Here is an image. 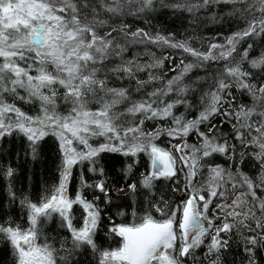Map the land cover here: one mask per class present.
I'll use <instances>...</instances> for the list:
<instances>
[{
	"label": "snow or ice",
	"instance_id": "obj_1",
	"mask_svg": "<svg viewBox=\"0 0 264 264\" xmlns=\"http://www.w3.org/2000/svg\"><path fill=\"white\" fill-rule=\"evenodd\" d=\"M0 175L4 264H264V0H0Z\"/></svg>",
	"mask_w": 264,
	"mask_h": 264
},
{
	"label": "trees",
	"instance_id": "obj_2",
	"mask_svg": "<svg viewBox=\"0 0 264 264\" xmlns=\"http://www.w3.org/2000/svg\"><path fill=\"white\" fill-rule=\"evenodd\" d=\"M230 9H224L225 12L229 11ZM187 15V14H184ZM179 17V18H178ZM162 22L164 24H166L167 26L171 27L172 29H180L181 32H183V28L181 27V25H187V21H185L183 19L182 16H180L179 13H177L176 15H173V13L168 10V9H162L160 10L157 14H156V18L153 19L152 23L154 25H156L157 28L160 27V23ZM141 23V22H138ZM243 21H239L237 24H229V25H225L224 26V31L219 33L220 38L222 39L223 36L225 34L228 33L229 28H232L233 30H235L239 24H242ZM142 26V25H141ZM220 27V25L218 24H212V23H208L204 28H202L199 32L200 35L204 36V37H212L214 35H217V29ZM190 31V29H189ZM257 51H260L259 47L257 46ZM131 54V53H129ZM159 54V53H158ZM178 63V61H177ZM173 65L169 64L168 67L171 68ZM167 71V69H166ZM169 76L174 75L175 73L173 72H169L168 73ZM25 110H28V106H24ZM181 111H183V109H181ZM227 127V126H226ZM51 143V142H50ZM3 147L5 148H10V145H4ZM55 159V153L52 151L48 152V156L46 158V160L44 162H42L41 164H36L33 165L30 162V157H23L21 156V158L16 161V163L20 164L22 167L20 169L21 172L24 173L23 176H21L20 181L17 182V187H20L22 185L25 184V177L26 176H30L33 175L34 172V181L39 182L42 179H46L49 178V176L51 174L54 173V165L52 164V160ZM51 169L52 171L49 172L48 170ZM141 170H143V168H141ZM6 180L4 179V177L2 175H0V196L4 195L6 193ZM4 204L5 207H7V200H4ZM15 213H19L20 209H19V205L17 204L15 206L14 209ZM52 225H49V234H52L50 229H51ZM4 249V244L0 243V264H4L3 261V252ZM206 251V248L204 249ZM199 255H203V252L198 253ZM240 255H242V251L241 249L237 248L235 245H233V250H232V255L227 257V261L229 262V264H231V261L235 260L236 264H240ZM207 264V261H206Z\"/></svg>",
	"mask_w": 264,
	"mask_h": 264
}]
</instances>
